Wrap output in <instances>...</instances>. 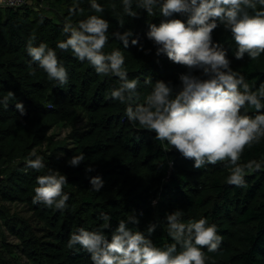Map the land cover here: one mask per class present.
Masks as SVG:
<instances>
[{
    "label": "trees",
    "instance_id": "16d2710c",
    "mask_svg": "<svg viewBox=\"0 0 264 264\" xmlns=\"http://www.w3.org/2000/svg\"><path fill=\"white\" fill-rule=\"evenodd\" d=\"M31 2L18 8L0 7V97L7 91L15 97L7 108L0 105V264H91L79 246L70 250L65 244L76 227L92 230L102 223L100 212L111 217L110 228L104 230L107 235L132 213L138 223L127 227L143 232L148 224H154L149 238L163 247L173 242L164 216L177 208L182 223L203 216L217 225L222 241L216 252L202 249L212 258L207 264H264V170L246 174V186L238 188L225 182L228 168L224 162L193 168L191 159L174 148L165 150L168 145L155 140L154 133L127 121L124 105L109 96L118 86L116 77L97 75L87 62L56 48L67 35L62 28L69 7L74 8V23L95 14L109 21V34L131 29L138 35V44L149 50L147 54L131 43L123 48L111 35L104 50L121 48L129 78L139 81L135 102L143 103L151 90V84L144 83L146 77L178 88V76L188 71L165 55H156L145 38L147 23L159 24L164 19L158 11L153 16L136 9L139 15L124 16L121 27L117 23L122 12L120 0H98L102 13L91 10L88 0ZM47 11L56 15L48 16ZM29 37H34V45L44 42L56 50L68 71V84L55 85L31 62L25 52ZM212 39L227 49L230 67L244 74L246 82L254 87L264 82V54L255 61L247 55L235 59L231 34L222 26L213 30ZM16 100L23 102L22 117L14 107ZM247 111L254 115V110ZM58 126L69 129L59 140L51 133ZM33 150L48 167L66 176L63 191L69 200L63 212L31 203L35 178L46 171H25V158ZM78 151H83L85 161L77 167L68 166L65 161ZM250 159L264 161V137L245 148L241 160ZM86 164L94 170L85 173ZM94 175L104 181L99 192L90 190L88 177ZM11 204H19L23 210L11 212ZM5 234L15 241L6 240Z\"/></svg>",
    "mask_w": 264,
    "mask_h": 264
},
{
    "label": "clouds",
    "instance_id": "9594fccd",
    "mask_svg": "<svg viewBox=\"0 0 264 264\" xmlns=\"http://www.w3.org/2000/svg\"><path fill=\"white\" fill-rule=\"evenodd\" d=\"M5 3L6 0H0V5ZM88 3L95 13L104 11L98 0ZM120 4L122 12L117 23L121 27L124 16L139 15L136 9L153 16L158 11L164 18L159 24L148 22L144 35L151 41L156 55L163 54L172 63L187 67L188 71L178 76V88L171 82H152L146 77L144 83L151 84V90L143 103L135 102L139 81L129 78L121 48L104 49L109 35L125 49L129 43L138 50L143 46L138 44V35L131 29L109 34V21L99 15H88L74 23L71 20L74 8L69 7L62 28L67 35L56 43V48L70 51L77 61L87 62L97 75L116 77L118 86L110 91V98L124 105L123 114L129 123L138 124L154 133L155 140L165 142L168 145L165 150L174 148L184 158L191 159L196 169L224 162L228 168L225 182L245 187L246 174L264 170V161L241 160L245 148L264 137V82L254 87L246 82L244 74L233 70L227 49L212 39V32L218 26L230 32L235 59L247 55L249 60H257L264 54V0H120ZM174 13L185 19L174 18ZM33 40L34 37H29L25 44L31 62L55 85L68 84V71L56 50L44 42L34 45ZM143 51L147 54L149 50ZM194 71L199 75L193 74ZM14 98V93L7 91L0 97V105L7 108L8 101ZM14 107L21 117L25 115L22 101L16 100ZM248 109L254 110V115H249ZM83 161L85 155L78 151L65 163L77 167ZM24 163L25 171L46 169L35 178L31 203L63 212L69 200V194L63 191L66 176L48 167L34 150L28 153ZM93 170L88 164L84 167L85 173ZM88 181L93 192H99L104 184L100 175L89 176ZM181 215L179 208L165 214L167 235L173 242L163 247L154 245L149 238L154 224H148L143 232L127 227L129 223H138L132 213L120 219L110 236L107 235L104 230L110 228L111 217L106 212L99 213L98 220L102 223L95 229L76 227L65 247L77 250L79 246L78 250L88 254L91 264H207L212 258L206 252H216L222 241L217 225L203 216L182 223Z\"/></svg>",
    "mask_w": 264,
    "mask_h": 264
},
{
    "label": "rangeland",
    "instance_id": "374dc122",
    "mask_svg": "<svg viewBox=\"0 0 264 264\" xmlns=\"http://www.w3.org/2000/svg\"><path fill=\"white\" fill-rule=\"evenodd\" d=\"M46 14L48 16H54L56 15L55 12H52V11H47ZM54 20H58L57 17H54ZM68 128H65V127H62V126H58V127H55L53 128L52 130V135L55 136V139H63L65 138L67 132H68ZM10 208H11V212H14V211H20V210H23L22 206H20L19 204H11L10 205ZM6 235V240H8L9 242H14L15 239L8 235V234H5Z\"/></svg>",
    "mask_w": 264,
    "mask_h": 264
},
{
    "label": "built area",
    "instance_id": "2783aa9c",
    "mask_svg": "<svg viewBox=\"0 0 264 264\" xmlns=\"http://www.w3.org/2000/svg\"><path fill=\"white\" fill-rule=\"evenodd\" d=\"M26 4H32L31 0H6L4 5H0V7H9V8H18ZM39 7H42V3L38 4Z\"/></svg>",
    "mask_w": 264,
    "mask_h": 264
},
{
    "label": "water",
    "instance_id": "95a60500",
    "mask_svg": "<svg viewBox=\"0 0 264 264\" xmlns=\"http://www.w3.org/2000/svg\"><path fill=\"white\" fill-rule=\"evenodd\" d=\"M2 179V177L0 176V180Z\"/></svg>",
    "mask_w": 264,
    "mask_h": 264
}]
</instances>
